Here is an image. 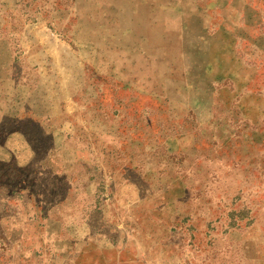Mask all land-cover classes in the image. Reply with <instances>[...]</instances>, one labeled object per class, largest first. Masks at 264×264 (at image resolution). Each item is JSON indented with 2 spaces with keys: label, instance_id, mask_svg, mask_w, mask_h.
Masks as SVG:
<instances>
[{
  "label": "rangeland",
  "instance_id": "1",
  "mask_svg": "<svg viewBox=\"0 0 264 264\" xmlns=\"http://www.w3.org/2000/svg\"><path fill=\"white\" fill-rule=\"evenodd\" d=\"M0 264H264V0H0Z\"/></svg>",
  "mask_w": 264,
  "mask_h": 264
}]
</instances>
